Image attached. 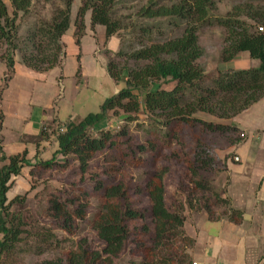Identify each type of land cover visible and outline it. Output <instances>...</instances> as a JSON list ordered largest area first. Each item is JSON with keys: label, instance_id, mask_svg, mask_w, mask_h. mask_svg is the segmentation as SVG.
Listing matches in <instances>:
<instances>
[{"label": "trees", "instance_id": "1", "mask_svg": "<svg viewBox=\"0 0 264 264\" xmlns=\"http://www.w3.org/2000/svg\"><path fill=\"white\" fill-rule=\"evenodd\" d=\"M9 1L12 10L4 0H0V60L6 63L5 83L15 72L17 52L27 68L39 72L62 63L64 44L61 38L70 27L73 6V0H66L65 8L58 9L50 20L40 19L28 27L25 34L19 16L29 12L32 0ZM127 1L84 0L79 6L75 19L78 31L85 28L84 16L88 11L91 12L92 26H104L107 38L122 30L127 31L128 38L122 35L119 48L112 53L107 64L109 75L121 87L103 101L97 112L74 121L59 122L56 119L50 125V136L46 138L53 136L57 148L50 159H39L38 163L49 166L59 155L69 154H76L86 163L112 138L111 131L102 130L93 136L92 130L100 121L119 111L129 120L142 111L155 125L152 131L171 140L182 124L198 126L203 132L222 136L244 134L231 121L264 96V32L258 30V26L264 25V0H242L243 3L233 6L225 15L213 19L215 0H131L135 1L131 5L133 19L125 25L115 17V10ZM213 23L227 31L221 51L222 63L231 62L242 52H247L251 58L260 61L259 66L242 69L218 67L209 73L200 61L204 49L200 45L199 30L203 25ZM79 34H76L78 45ZM200 114L218 121L205 120ZM3 119L0 111V131ZM45 134L42 130L39 136L34 137L42 139ZM238 139L231 143L238 142ZM156 144L155 140H150L152 148ZM145 149L148 147L139 146L140 151ZM214 160L203 143L196 145L194 161L197 165L202 168L212 166ZM30 164L27 149L8 155L0 145V264H14L8 262V256L25 251L17 247L24 239L27 223L20 211H12L17 197L9 201L7 193L14 177ZM192 164L193 174L199 175V167ZM195 183L199 188H209L201 177ZM148 192L153 200L152 213L157 219L158 235L165 238L182 231L185 217L166 207L161 174L149 180ZM115 194L111 192L108 195L113 197ZM216 196V200L227 206L224 215H229L232 221L241 220L243 212L235 209L227 196ZM120 198L118 205H107L108 211L96 215L95 219L100 237L110 246H119L128 238L127 221L142 217L139 211L123 205ZM207 211L209 215L213 214L211 210ZM75 212L81 220L85 218L81 208ZM184 238L194 245L193 238L186 234ZM83 257L80 253L70 256L69 261L79 264ZM161 262L172 264L169 259Z\"/></svg>", "mask_w": 264, "mask_h": 264}, {"label": "rangeland", "instance_id": "2", "mask_svg": "<svg viewBox=\"0 0 264 264\" xmlns=\"http://www.w3.org/2000/svg\"><path fill=\"white\" fill-rule=\"evenodd\" d=\"M4 1L12 10L10 1ZM65 1L32 0L29 12L19 16L25 34L27 28L40 19L50 20L58 9L65 8ZM83 1L73 0L71 24L68 30L75 27V39L77 32L82 38L85 31L89 29L85 22L91 17L90 11L84 16L85 28L82 32L78 31L75 25L76 14ZM215 1L216 10L212 13V19L215 16L225 15L233 6L243 3L242 0ZM134 3L135 1L128 0L122 3L123 8L121 5L116 7L115 17L122 20L125 25L131 23L130 20L133 19L131 5ZM202 27L199 30V41L204 54L200 61L211 73L222 63L221 51L227 31L224 27L214 23L205 24ZM90 28L95 30L92 23ZM103 28L105 29L104 26ZM129 29L131 30L130 25ZM122 31L114 35V38L118 39L117 48L120 46L122 35L128 38L127 31ZM61 40L64 44L63 36ZM65 41L67 46L64 44L63 56L66 53V56L71 58L74 46L69 34H66ZM108 54L112 56V53ZM15 61L23 64L21 54L18 52L15 54ZM67 70L68 64L65 74ZM54 74L58 76L59 71L55 70ZM6 75L2 81L3 88L6 87ZM69 76L63 81L65 89L61 97L64 98L63 103L69 104L72 110L73 107L77 110L79 118L88 112L99 111L103 101L111 94H115L121 87L109 75H103L97 81L105 84V88H98L95 91L93 87L83 86L79 92L74 90L76 78ZM46 77L47 83L51 84L50 79L54 78L49 73ZM88 81L91 86H95L96 83L91 78ZM2 85L0 101L4 92ZM60 88L62 89L61 86L56 87L57 92L61 90ZM0 111H3L2 107ZM8 112L6 120H10L12 109L9 108ZM199 116L205 120L218 121L205 114ZM7 124H10V121ZM44 124L47 126L41 129L46 133L44 138L23 137L24 140L29 141L27 144L31 164L25 166L21 174L14 177L12 187L7 193L9 201L17 197L12 211H20L27 223V231L23 234L24 239L17 247L25 251L18 255L15 253L14 256H8V262L14 264H50L52 262H55L54 264H78L76 261H69V257L83 253L84 257L79 264H163L162 259H169L172 264H193L191 256H194L195 247L191 251L193 243L185 240L184 235H188L187 228L195 232L192 223L196 214L209 209L213 213L209 215L208 211L206 212L209 218L229 216L224 215L227 206L216 200V194L223 197L225 189L226 178L221 174L227 166L224 155L232 154V151L229 153L227 150L234 145L245 144L247 135L244 132L243 135L230 133L222 136L203 132L198 126L180 124L175 138L171 140L152 131L155 125L147 120L146 114L142 111L132 120L124 117V114L119 111L114 115H109L103 124L98 123L96 125L98 129L92 130L93 136H97L102 130L111 131L112 138L105 148L97 151L86 163H83L76 154H69L59 155L54 163L46 166L38 163L39 159L43 161L50 159L57 146L53 136L46 138L50 136L52 126ZM11 126L15 127V124L12 123ZM3 134V131H0L2 139L0 145L5 151L6 143ZM8 138L12 139V135ZM152 139L157 143L155 148L150 145ZM235 139H238V142L231 143ZM199 143H203L214 157L212 166L207 165L202 168L195 163L194 153ZM140 145L147 146L148 149L140 151ZM16 147L11 141L5 153L12 154L10 152L16 151ZM235 157L230 156L229 159L238 162ZM192 163L199 167V175L193 174ZM157 174L163 176L166 207L185 217L183 230L171 236H165V238L158 235L157 219L152 213L153 200L148 192L149 180ZM198 177L203 178L209 188L203 189L196 186L195 181ZM111 192H116V194L109 197L108 194ZM119 198L123 205L126 204L127 207L139 211L142 217L127 221L128 238L119 246H110L100 237L95 219L96 215L108 211L107 205H118ZM78 208L84 211L85 218L82 220L75 212Z\"/></svg>", "mask_w": 264, "mask_h": 264}, {"label": "crops", "instance_id": "3", "mask_svg": "<svg viewBox=\"0 0 264 264\" xmlns=\"http://www.w3.org/2000/svg\"><path fill=\"white\" fill-rule=\"evenodd\" d=\"M85 23L89 29L80 38L79 45L74 36L75 27L63 35L65 46L66 34H69L70 40L73 41L71 58L65 53L62 63L48 71L39 72L16 63L15 73L3 88L6 63L0 61V87L2 85L4 89L0 101L4 114L1 131L4 133L5 151L11 141L17 146V150L10 153L29 150V141L23 137L39 136L44 123L50 126L56 119L66 122L82 118H79L74 107L72 110L69 104L63 103L64 98L61 97L65 89L63 81L70 77L69 75L76 78V91L80 92L83 86L93 87L95 91L105 88V84L97 80L100 76L109 75L108 53L118 49V39L114 38V35L107 38L102 25H94L95 30L90 28L91 18ZM16 60L19 61L18 57ZM233 61L221 63L219 67L242 69L255 68L260 64L258 59L251 58L247 52H242ZM67 64L68 75L65 74ZM55 70L59 71L58 76H55ZM48 73L54 78L50 79L51 84L47 83ZM109 77L111 78L110 75ZM89 78L96 83L95 86H91ZM79 81L81 83H78ZM57 86L62 87L59 92ZM9 108L12 109L11 118L6 120ZM8 121L10 124H7ZM103 121L99 123L103 124ZM232 121L247 135V140L244 145L229 148L227 151H232V154L224 155L227 157V166L221 173L226 178L223 195L227 196L232 206L241 210L243 215L237 222L232 221L229 216L209 218L205 211L196 214L192 223L195 232L188 228L186 232L195 240L191 249L193 251L195 247L194 256L191 258L197 264H264V96L235 116ZM12 123L15 127L11 126ZM7 134L12 135V139H9ZM230 156L238 157V162L229 159Z\"/></svg>", "mask_w": 264, "mask_h": 264}, {"label": "built area", "instance_id": "4", "mask_svg": "<svg viewBox=\"0 0 264 264\" xmlns=\"http://www.w3.org/2000/svg\"><path fill=\"white\" fill-rule=\"evenodd\" d=\"M259 32H264V25L258 26ZM61 131H63V128H61ZM236 160H238V157H235ZM193 264H197V262L193 261Z\"/></svg>", "mask_w": 264, "mask_h": 264}]
</instances>
